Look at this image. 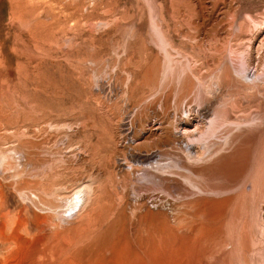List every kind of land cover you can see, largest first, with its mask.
<instances>
[{
	"label": "rangeland",
	"instance_id": "1",
	"mask_svg": "<svg viewBox=\"0 0 264 264\" xmlns=\"http://www.w3.org/2000/svg\"><path fill=\"white\" fill-rule=\"evenodd\" d=\"M158 15L169 28L175 49L187 53L174 59L187 70L186 56L190 53L203 58L217 45L239 39L258 44L255 34L258 27H264V0H0V154H11L15 158L10 156L11 163L19 171L18 151L26 144V151L32 150L37 161L43 158L41 151L73 158H52L45 169H40L42 173L31 171L26 180H35L32 176L38 174L48 192L60 196L81 183L114 185L123 182L116 166L126 165L125 156L156 150L155 125L160 117L153 112L159 111V106H149L145 133L138 129L137 119L145 113V98L156 88L145 83V75L153 70V58L164 53L152 41ZM254 22L257 27H251ZM262 62L264 67V59ZM255 64L249 71L252 77ZM195 72L198 77L206 75V79L217 73L211 62ZM191 96L188 99L194 103L195 93ZM133 130L139 133L136 145L130 142ZM77 153H83L85 160L75 159ZM242 156L244 159L235 164H239L237 176L247 163L249 173L263 165L258 147ZM169 163L172 159L168 157L162 161ZM133 165L139 169L137 178L143 179L141 168L147 163ZM9 172L6 174L16 171ZM231 176L220 171L199 181L228 185L232 192L247 182L245 177L234 180ZM160 194L151 192L154 197L149 201ZM256 194L259 188L249 200L225 210L216 226L204 218L187 222L202 229L201 237L206 240L190 245L181 264H204L202 259H208L205 250L214 244L220 248V264H264V202ZM159 200L151 206H156V216L161 220L174 202L163 195ZM105 201L110 204L109 199ZM222 222L230 242L210 243L220 235L217 228ZM244 242L249 252L243 255L240 247ZM232 243L238 247L233 263L226 261Z\"/></svg>",
	"mask_w": 264,
	"mask_h": 264
},
{
	"label": "bare ground",
	"instance_id": "2",
	"mask_svg": "<svg viewBox=\"0 0 264 264\" xmlns=\"http://www.w3.org/2000/svg\"><path fill=\"white\" fill-rule=\"evenodd\" d=\"M254 26L258 23L254 22L251 27ZM154 30L152 41L164 53H157L153 70L145 75V83L156 88L148 96H153L152 99L145 98V113L137 122L141 132L148 131L149 106H159V111L153 112L160 117L159 122L155 121L156 150L125 156L126 165L116 166L123 182L81 183L70 191L66 189L63 196L49 193L38 174L32 176L35 177L32 181L25 178L31 171L42 173L40 169H45L59 155L41 151L43 158L37 161V156L30 153L32 150L26 151L27 144L20 146L19 171L11 163L14 157L2 152L0 264H181L188 257L190 245L206 240L201 237L202 229L192 228L187 222L192 224L204 218L216 226L217 218H223L225 210L249 200L257 188L256 197L264 202V27L256 30L258 44L254 40L247 44L239 39L236 43L217 45L210 56L202 58L190 53L186 56L187 70L174 62L187 53L175 49L170 30L160 15ZM206 62L216 67L217 73L213 76L211 73L210 79L202 74L198 77L195 72ZM255 62L252 77L249 71ZM193 92L194 103L190 96L188 99L190 94L193 97ZM138 134L134 131L130 137L131 145H136ZM255 147L262 151L263 165L249 173V167L245 169L247 163L237 176L239 164H235ZM78 156L75 159L85 160L83 153ZM167 157L172 163L162 164ZM58 158L73 159L62 155ZM134 162L147 163V167L141 168L144 172L141 180L136 176L139 169L134 167ZM9 170L16 172L6 174ZM220 171L233 174L234 180L245 177L247 182L232 192L228 185L199 181ZM155 190L161 194L150 202L154 197L150 194ZM162 195L171 197L174 203L160 220L156 206L151 204L162 201L159 200ZM217 229L220 235L209 242L228 244L223 222ZM179 232L188 236H181ZM209 247L205 250L208 259L203 257L202 262L220 264V248L215 244ZM237 248L233 245L231 252L228 251L227 262H232ZM240 249L243 255L247 254V242Z\"/></svg>",
	"mask_w": 264,
	"mask_h": 264
}]
</instances>
